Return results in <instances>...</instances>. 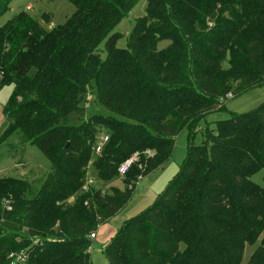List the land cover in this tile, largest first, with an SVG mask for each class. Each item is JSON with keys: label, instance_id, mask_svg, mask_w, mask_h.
I'll return each mask as SVG.
<instances>
[{"label": "trees", "instance_id": "obj_1", "mask_svg": "<svg viewBox=\"0 0 264 264\" xmlns=\"http://www.w3.org/2000/svg\"><path fill=\"white\" fill-rule=\"evenodd\" d=\"M10 1L0 0V16ZM69 1L74 11L50 29L26 11L0 26V87L13 88L0 144L18 132V145H36L50 164L36 187L0 178V200L11 205L0 221V264L20 250L28 253L22 264H89V234L132 189L84 191L88 166L109 181L139 152L142 177L165 163L182 130L189 133L183 164L110 238L107 264H240L245 244L255 243L245 264H264V236L256 242L264 186L250 180L264 168V101L217 121L201 144L193 140L198 121L224 107L226 93L264 84V0H145L125 47L114 29L138 0ZM161 39L169 44L158 49ZM91 87L98 108L87 113ZM103 135L95 155L94 139ZM135 166L126 185L137 181Z\"/></svg>", "mask_w": 264, "mask_h": 264}, {"label": "rangeland", "instance_id": "obj_2", "mask_svg": "<svg viewBox=\"0 0 264 264\" xmlns=\"http://www.w3.org/2000/svg\"><path fill=\"white\" fill-rule=\"evenodd\" d=\"M145 4V0H138L127 15L118 22L114 29L115 32H118V38L116 39L117 46H126L127 35L131 31L135 20L145 13ZM29 6L30 8L27 9ZM74 9V5L69 0H11L8 9L0 16V26L17 12L26 11L35 18L44 29H50L57 24L63 23ZM156 9L157 11L160 10L159 7H156ZM211 25L212 24L209 22L208 27ZM103 44L104 42L100 44L102 57L105 55ZM168 44L169 40L161 39L157 42V48H165ZM12 89V85H3L0 87V138L3 136L8 126L7 120L2 113V108L9 100ZM93 93L94 91L91 87L84 96L83 105L87 113L98 108ZM263 101L264 84L227 100L222 108H219L221 106L218 105L216 110L205 114L198 121L196 127L197 132L193 139L195 144L199 145L203 142L206 131L213 129L217 121L227 119L233 114L252 111ZM101 112L106 113V110L102 108ZM103 131L104 128H101L100 132L103 133ZM188 137V130H182L175 138L171 155L161 168L158 167L150 170L137 182H135V180L132 184L128 183L126 185L124 181L125 176L120 175H116L115 178L109 181L102 182L98 180L92 168L88 166L89 173L87 172V174L94 180L92 186L104 192H108L112 187L120 190L127 187L128 189H132V194L127 204L118 213L109 218L106 223L113 224L117 227L116 229H118L125 220L138 214L142 209L153 203V200L165 188L167 182L178 172L180 166L183 164L187 154ZM96 138L94 139L93 137L97 142L99 138ZM18 142V132L12 131L7 134L5 142L0 144V178L12 177L19 181L30 183L33 187H36V185H38V180L43 179L45 174L49 171V161L36 145L25 144L21 147L18 145ZM145 161L146 160L139 159L138 163L140 167L138 165L135 166L139 171L137 173L139 176L143 173L142 169L145 167ZM141 171L142 173L139 174ZM139 176H137L136 179H138ZM250 180L259 186H264V168L254 172L250 176ZM7 195L12 198L11 193ZM262 236H264V229L258 235L256 242L260 241ZM101 238L102 237L99 236L97 239H91L89 247V264H107V260L103 253L104 241H101ZM184 246L183 243H180L179 249L182 250ZM256 247L257 243L254 245L245 244L240 264H245L247 262L248 257Z\"/></svg>", "mask_w": 264, "mask_h": 264}, {"label": "built area", "instance_id": "obj_3", "mask_svg": "<svg viewBox=\"0 0 264 264\" xmlns=\"http://www.w3.org/2000/svg\"><path fill=\"white\" fill-rule=\"evenodd\" d=\"M29 7H27V9H29ZM233 98V94L231 92H228L225 94V96L223 98H220V102L221 104H224L227 100ZM108 140V136L107 135H103L99 138V140L96 142L95 146L93 147V153L95 155L100 154L101 150H102V146L103 144ZM153 149H147L143 152V154L146 157H152L153 156ZM140 155L141 153L139 152H135L133 154H131L129 157L123 159L118 165H117V174L120 176H124L131 168L133 165H139L138 161L140 159ZM141 178V176L138 177L137 181ZM136 181V182H137ZM94 183V180L92 179L91 176H89V174L86 175V179H85V183L83 185V190L84 191H88V189L90 188V186H92ZM11 209V205L9 202V199L6 198H2L0 200V221L2 220V213L4 211H8ZM89 238L90 239H94L95 238V231H93L92 233L89 234ZM27 251L25 250H20V251H13L10 252L7 257L10 260V264H22L26 261L27 258Z\"/></svg>", "mask_w": 264, "mask_h": 264}, {"label": "crops", "instance_id": "obj_4", "mask_svg": "<svg viewBox=\"0 0 264 264\" xmlns=\"http://www.w3.org/2000/svg\"><path fill=\"white\" fill-rule=\"evenodd\" d=\"M161 168V167H160ZM123 209V208H122ZM119 212V211H118ZM117 212V213H118ZM111 218V217H110ZM109 220V219H108ZM107 220V221H108ZM107 221H105L104 223L100 224L98 226V228L95 231V238L97 239V237L101 236V241H104L103 244V248L105 247V245L109 242L110 238L116 233V231L118 229H116L117 227L113 224H108L106 223ZM94 238V239H95Z\"/></svg>", "mask_w": 264, "mask_h": 264}]
</instances>
